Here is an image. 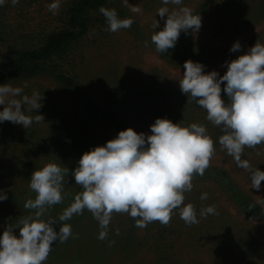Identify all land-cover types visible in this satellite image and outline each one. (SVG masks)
Wrapping results in <instances>:
<instances>
[{"label":"trees","instance_id":"trees-1","mask_svg":"<svg viewBox=\"0 0 264 264\" xmlns=\"http://www.w3.org/2000/svg\"><path fill=\"white\" fill-rule=\"evenodd\" d=\"M116 1L68 0L60 14L58 26L40 36L37 43L22 48L15 46L10 50L11 56L0 59V84L48 75L64 90L73 91L88 110L83 111L79 122L84 127L89 126L88 137H92V142L96 139L98 146L112 139L101 130L103 126L113 127L117 133L132 126L98 104L78 80L79 76L65 68L64 62L92 30L106 24L99 9L108 8L109 4ZM151 2L162 4V0ZM194 3L193 14L200 15L201 19L207 17V21L196 32L181 30L175 46L165 53L156 50L151 37L144 34L139 22L126 10L119 11L118 17L132 19L133 23L128 29L146 39V44L175 68H184V63L192 60L203 64L206 73L216 70L223 75L227 71L225 61L246 54L257 42L264 44V28L255 31L260 24L264 26V0H198ZM12 7L11 0H5L0 6V47L9 45L19 27H24L18 20H13ZM237 40L242 45L241 50L230 52ZM221 89V96L228 103L224 84ZM166 92L170 93L168 90ZM165 104L168 109H160V118H169L174 123L180 122L182 126L192 123L203 125L214 142L209 167L202 176L194 174L192 178L211 188H192L184 193L183 204L193 205L199 223H185L177 208L172 211L169 223L153 221L144 228H138V218L128 215L126 219L125 212H113L106 229L107 236L101 240L98 236L104 229H101L93 214L84 209L81 214H74L67 221L54 222L57 231L62 223L70 224L72 235L63 243L53 242L51 251L54 261L45 264H54L59 259L67 264H264V194L251 188L249 172L238 167L219 144V137L224 132L220 126L207 120L206 110L195 99L183 93L172 100L170 93L166 96ZM10 124L0 128L3 134L1 140L15 137ZM42 151L44 158L15 160L13 166L8 165L9 161L0 159V190L7 192L4 204L12 200L24 204L28 199H35L36 193L29 184L36 169L54 162L69 174L78 166L79 160L67 165L61 159L59 142ZM46 152L48 156H45ZM216 155L220 157L218 160L215 159ZM241 158L246 159L253 168L264 171V144L253 148L245 146ZM31 163L32 170L21 168ZM261 184L264 185V181ZM81 191L74 176L68 178L66 174L62 185V202L47 208L42 219H58ZM204 193H207L206 200L201 199ZM207 206H214L216 213L201 217L200 210ZM22 208L24 213L19 219L35 211ZM50 209L55 211V216L49 214Z\"/></svg>","mask_w":264,"mask_h":264},{"label":"clouds","instance_id":"clouds-1","mask_svg":"<svg viewBox=\"0 0 264 264\" xmlns=\"http://www.w3.org/2000/svg\"><path fill=\"white\" fill-rule=\"evenodd\" d=\"M4 3L5 0H0V6ZM11 3L15 5L19 0ZM122 3L127 6L129 0ZM162 4L183 5V0H162ZM48 7L55 13L60 7L58 0ZM99 11L111 32L130 28L133 23L132 19L119 18L115 9L101 7ZM131 11L139 13L141 9L132 7ZM157 13L161 18L167 15L164 28L151 36V42L161 53L175 46L181 30L196 32L202 25L201 16L194 15L188 7L171 12L168 7H161ZM158 24L156 20L153 27L156 29ZM241 47L237 40L230 52H238ZM224 63L227 71L220 75L216 70L206 73L201 63L186 61L183 78L179 79L180 89L206 110L208 121L221 127L224 134L219 137V144L238 167L249 172L251 188L259 189L264 171L253 168L241 157L245 146L264 144V44L257 42L246 54ZM222 84L228 103L221 96ZM41 100L35 90L28 95L23 94L21 87L0 84V105L4 106L0 110V123L11 121L25 128L40 123L45 118L35 110L42 107ZM22 105L26 106L23 110ZM213 152L214 142L206 127L197 123L182 126L180 122L158 117L150 126V134L128 127L119 131L116 138L82 155L71 173L82 191L58 219L48 220L42 217L47 208L62 202V185L68 172L54 162L36 169L29 184L36 197L24 204L26 209L35 211L9 225L0 235V264H44L53 242L63 243L72 235L70 224L62 223L57 231L54 222L67 221L84 209L104 229L98 236L101 240L107 236L113 212L138 218V228L153 221L169 223L172 211L177 208L185 223H199L193 205L183 204L184 193L192 190L193 175L202 176L209 167ZM6 199L7 192L0 190V201ZM201 199L206 200L207 193ZM215 213L214 206L200 210L201 217ZM15 228H19V236L15 235Z\"/></svg>","mask_w":264,"mask_h":264},{"label":"rangeland","instance_id":"rangeland-1","mask_svg":"<svg viewBox=\"0 0 264 264\" xmlns=\"http://www.w3.org/2000/svg\"><path fill=\"white\" fill-rule=\"evenodd\" d=\"M197 1L183 0V5H164L152 3L151 0H129L128 5L125 6L122 0H117L109 4L108 9H115L118 16L121 10H126L139 22L144 34L151 37L155 31L162 30L166 23L167 15L161 18L157 13L159 8L168 7L171 12L184 6L192 10L195 6L194 2ZM55 2L57 0H19V3L13 5V20H18L24 27H19L9 45L0 47V59L11 56V49L15 46L22 48L37 43L40 36L60 24L59 17L68 0H58L60 7L54 13L48 6ZM132 7H139L141 11L133 13ZM156 20L159 24L155 29L153 25ZM201 20L202 28L207 17ZM263 28V24H260L255 31ZM64 65L71 73L79 76L78 80L98 104L127 121L137 132L150 134V126L158 117L160 118L158 115L160 109H168L165 104L166 96L171 93V99L176 100L180 94H183L179 79L183 78L184 68L170 65L153 47L146 44V39L137 36L128 28L111 32L106 23L101 25L100 29L92 30L78 44L74 54L65 60ZM9 85L23 88V94L31 95L34 90L39 92L42 97L40 101L42 107L35 111L45 118L40 123L34 122L29 128L13 122L10 124L11 121L0 123L1 129L2 126L12 125L15 135L9 140L8 138L1 140L3 134L0 129V159L9 161V166L13 161L23 158L27 160L44 158L42 150L58 142L61 147V159H64L67 165L79 160L90 148L98 146L95 143L96 139L92 142V137H88L89 126L84 127L79 122L83 111L88 112V110L85 108V103L73 91L64 90L48 75ZM166 90L170 93L168 94ZM157 93L159 96L156 95ZM3 107L0 105V110H3ZM24 108L26 106L22 105V110ZM31 115L34 116L36 113ZM87 116L89 119V115ZM101 130L107 133L106 137L108 134L112 139L118 136L113 127L103 126ZM45 156H48L47 152ZM219 158V155L215 156L216 160ZM32 167L31 163L21 168L32 170ZM71 173L67 174L68 178L71 177ZM192 184L193 188H211L194 179ZM256 192L264 194V185L261 184ZM24 204L16 200L7 204H4V201L0 202V235L9 225L16 224L19 216L24 213L22 208ZM49 214L55 216V211L50 209ZM126 214L125 218L128 219L129 213ZM14 233L19 236V228H15ZM53 256V251H50L44 264L52 263ZM54 264L67 263L59 259Z\"/></svg>","mask_w":264,"mask_h":264}]
</instances>
